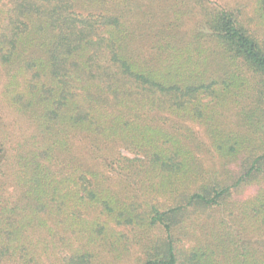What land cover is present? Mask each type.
Here are the masks:
<instances>
[{
	"label": "trees",
	"instance_id": "16d2710c",
	"mask_svg": "<svg viewBox=\"0 0 264 264\" xmlns=\"http://www.w3.org/2000/svg\"><path fill=\"white\" fill-rule=\"evenodd\" d=\"M251 9L0 0V264H264Z\"/></svg>",
	"mask_w": 264,
	"mask_h": 264
},
{
	"label": "rangeland",
	"instance_id": "374dc122",
	"mask_svg": "<svg viewBox=\"0 0 264 264\" xmlns=\"http://www.w3.org/2000/svg\"><path fill=\"white\" fill-rule=\"evenodd\" d=\"M210 1H212L215 4L225 6V7H231L234 9L241 8V10L244 12L243 15H251V12H252L251 8L253 5V0H210ZM188 125H190L194 129L196 135L200 137L201 140L207 142V139L205 138L201 129L198 126L190 124V123H188ZM204 157H205L206 162L214 160V158L211 155H208L206 153H204ZM129 257L125 260H128L129 262L133 263L132 255Z\"/></svg>",
	"mask_w": 264,
	"mask_h": 264
}]
</instances>
